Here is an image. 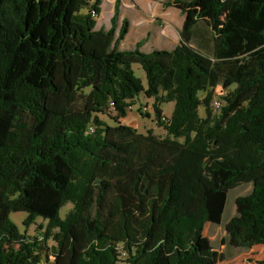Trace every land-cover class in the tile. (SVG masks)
<instances>
[{
	"label": "trees",
	"instance_id": "obj_1",
	"mask_svg": "<svg viewBox=\"0 0 264 264\" xmlns=\"http://www.w3.org/2000/svg\"><path fill=\"white\" fill-rule=\"evenodd\" d=\"M102 1L0 0V264L222 262L201 247L205 223L224 224L240 249L264 246V0H208L197 13L200 0L180 1L189 24L179 43L151 52L141 42L119 50L128 22L118 27L117 1L109 28L96 29ZM198 20L211 56L190 42ZM218 86L223 104L212 114ZM139 95L153 99L166 133L146 137L179 149L167 170L155 172L151 158L132 164L143 136L120 121ZM109 167L126 177L98 178ZM241 185L250 191L223 223L228 193ZM16 212L26 230L37 219L43 230L20 232Z\"/></svg>",
	"mask_w": 264,
	"mask_h": 264
},
{
	"label": "rangeland",
	"instance_id": "obj_2",
	"mask_svg": "<svg viewBox=\"0 0 264 264\" xmlns=\"http://www.w3.org/2000/svg\"><path fill=\"white\" fill-rule=\"evenodd\" d=\"M147 1V0H146ZM149 3L154 4L156 7H168L174 0H148ZM169 4V5H168ZM114 2L110 3L108 0L103 1L101 6L102 12L99 15L96 23V29L100 27L109 26L111 10L113 11ZM159 25V23H158ZM134 74L138 77L142 84L145 85V76L143 71L138 65L133 66ZM224 91L218 86L213 90V100H221ZM203 93L199 94V97H203ZM153 99L146 98L143 95H139L136 100H134V105L128 109L127 116L120 122L123 125L129 126L136 130L138 134L143 136L138 139V146L140 150V155L136 157L132 164H136L145 158L153 159L155 163V172L164 171L174 165L179 149L176 147H170L162 143L150 141L147 136V131L150 130L152 135L158 136L159 138L165 137V131L163 127L157 124L154 117L152 109ZM161 115L170 116L173 109V103L162 104ZM143 115H142V114ZM198 113L201 117L204 116V109L199 108ZM109 125H112L111 120L107 117L101 116ZM122 139V138H121ZM135 140L137 138H134ZM127 169L122 167H109L103 171H100L98 178L109 181L112 185L121 182L127 175ZM250 191L249 185H241L235 187L228 193L227 201L223 213V223L229 219L231 216L238 214L240 212L241 206L237 203V198L239 196L246 195ZM71 209V205L67 204L60 211V216L64 215ZM93 211V209H92ZM102 215H105V210L100 211ZM26 214L24 212L11 213L9 215L10 220L18 227L20 232L25 231L23 226V220ZM129 232L131 234L138 235L140 232L139 223L136 220L130 221L128 224ZM45 222L41 219H37L34 225H31L27 229V235L36 236L39 232L43 230ZM118 228L116 220L111 224L110 231H116ZM221 239V241H220ZM234 241L231 239V235L228 230H226L224 224L217 225V231L212 232L210 230L204 231L201 237V247L202 248H218L224 245V261L219 264H264V246L258 245L254 246L249 250H243L235 247ZM51 244V242H49Z\"/></svg>",
	"mask_w": 264,
	"mask_h": 264
},
{
	"label": "crops",
	"instance_id": "obj_3",
	"mask_svg": "<svg viewBox=\"0 0 264 264\" xmlns=\"http://www.w3.org/2000/svg\"><path fill=\"white\" fill-rule=\"evenodd\" d=\"M108 1L110 3L114 2V5L116 1L118 2V27L122 20H127L128 22V31L124 39L119 43V50H131L135 48L137 43L141 42L142 45L140 50L143 52H151L153 50L170 51L179 43V32L182 29L187 28L189 24V14L187 11H184V6L180 2L184 0H174V2L171 3V6L165 8L156 7L154 4L149 3L148 0ZM207 1L208 0H200L192 12H199L204 8ZM113 11L111 10L110 19L113 16ZM109 26L103 28L108 29ZM190 42L198 51L204 55L211 56L212 35L207 26L200 20H198L192 28ZM207 230L216 232L217 225L205 223L204 231ZM231 239L234 241L232 236ZM233 243L235 247H237L235 241ZM215 250H217L218 253L223 254L224 245L215 248ZM219 263L220 262L216 264Z\"/></svg>",
	"mask_w": 264,
	"mask_h": 264
},
{
	"label": "built area",
	"instance_id": "obj_4",
	"mask_svg": "<svg viewBox=\"0 0 264 264\" xmlns=\"http://www.w3.org/2000/svg\"><path fill=\"white\" fill-rule=\"evenodd\" d=\"M222 104H223L222 100H213L210 104V109L212 114H218L222 107ZM162 121L164 124H169V116L163 115Z\"/></svg>",
	"mask_w": 264,
	"mask_h": 264
}]
</instances>
